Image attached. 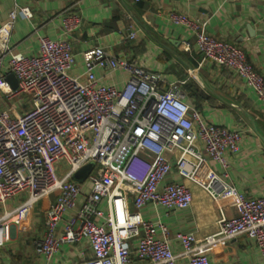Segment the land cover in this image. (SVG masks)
Masks as SVG:
<instances>
[{"label":"built area","instance_id":"obj_1","mask_svg":"<svg viewBox=\"0 0 264 264\" xmlns=\"http://www.w3.org/2000/svg\"><path fill=\"white\" fill-rule=\"evenodd\" d=\"M76 5L60 13L65 35L81 26ZM19 16L32 19L33 13L16 5L0 27V97L14 103L29 96L31 103L23 113L17 107L0 109V207L21 194L27 199L0 217V248L9 239L10 221L17 218L13 223L20 224L24 210L42 203L45 233L34 246L47 260L62 245L83 239L89 241L93 257L76 264H132L133 258L145 264H177L174 242L189 264H209L201 250L221 238L239 237L254 243L264 256V196L249 197L226 181L228 157L240 151L242 131L206 123L188 101L182 82H167L105 47L84 51V72L78 74L75 42L41 35L42 26L35 24L39 53L19 52L10 43ZM171 19L193 34L207 63L238 75L264 103V77L240 47L210 35L205 21L178 12ZM135 38V32H122L120 42ZM183 46L192 47L189 41ZM97 71H123L129 78L122 86L105 84ZM169 154L176 156L175 162ZM208 158L225 175L213 170ZM89 166L91 191L83 196L84 184L76 176ZM174 172L206 190L219 208L217 233L201 245L194 232H172L161 221L144 219L142 211L149 204L167 210L191 207L192 192L171 178ZM226 193L233 196V217L221 203ZM129 197L135 210L128 207ZM104 200L108 212L100 208Z\"/></svg>","mask_w":264,"mask_h":264},{"label":"crops","instance_id":"obj_2","mask_svg":"<svg viewBox=\"0 0 264 264\" xmlns=\"http://www.w3.org/2000/svg\"><path fill=\"white\" fill-rule=\"evenodd\" d=\"M75 12L82 17L80 28L72 35L63 32L60 13L76 4ZM16 5L32 10L33 18L19 16L10 43L26 55L39 53L35 24L42 26L38 33L52 39L67 38L74 41L77 58L75 72H84L83 52L92 46H102L116 56L135 61L142 69L159 75L167 82L180 81L188 93V101L201 113L208 124L226 126L243 132L240 151L230 155L226 181L238 192L249 197L264 196V103L255 91L232 71L205 61L195 45V37L183 25L171 19L173 12L207 22L210 35L240 47L253 68L264 77V0H242L234 3L225 0H0V27L8 20ZM135 32L136 38L121 43V33ZM189 41L187 50L183 43ZM105 84L122 86L128 80L127 72L105 73L97 71ZM166 87L167 83H162ZM26 97L14 103L0 97V109L18 108L23 113L29 109ZM169 157L175 162L174 154ZM209 166L221 175V165L208 158ZM172 179L183 182L192 192L193 202L185 210H167L149 204L142 211L144 219L161 221L172 232H194L197 245L217 233L220 211L210 194L202 187L182 179L176 172ZM83 196L91 191L86 178ZM27 194H21L3 207L0 217L21 206ZM84 202L82 198L78 209ZM228 217L236 215L233 196L226 193L221 198ZM128 207L135 210L132 198ZM109 210L107 200L100 204ZM69 215L66 216L68 218ZM46 211L39 203L20 214V224L10 221L9 239L0 248V264H76L93 257L89 241L64 244L51 260L35 253V241L45 233ZM102 224L103 220L97 218ZM179 254L177 264H189L182 247L173 243ZM200 252L209 256V264H264V256L257 246L245 237L235 240L221 238L216 244ZM132 264H145L133 258Z\"/></svg>","mask_w":264,"mask_h":264},{"label":"water","instance_id":"obj_3","mask_svg":"<svg viewBox=\"0 0 264 264\" xmlns=\"http://www.w3.org/2000/svg\"><path fill=\"white\" fill-rule=\"evenodd\" d=\"M10 79L14 82V86L16 87V80L14 76H11ZM92 166L86 167L85 169H83L77 176L76 179L83 181L87 175L89 174V172L91 171Z\"/></svg>","mask_w":264,"mask_h":264},{"label":"rangeland","instance_id":"obj_4","mask_svg":"<svg viewBox=\"0 0 264 264\" xmlns=\"http://www.w3.org/2000/svg\"><path fill=\"white\" fill-rule=\"evenodd\" d=\"M26 101L25 102H27V103H31V98L29 97V96H27V98L25 99ZM28 105V104H27Z\"/></svg>","mask_w":264,"mask_h":264}]
</instances>
